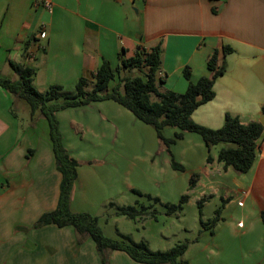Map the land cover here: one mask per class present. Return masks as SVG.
Segmentation results:
<instances>
[{
	"label": "crops",
	"instance_id": "1",
	"mask_svg": "<svg viewBox=\"0 0 264 264\" xmlns=\"http://www.w3.org/2000/svg\"><path fill=\"white\" fill-rule=\"evenodd\" d=\"M46 2L52 4L51 11ZM160 43V91L179 94L189 86L186 68L196 83L212 75L207 61L215 50L233 49L225 58L226 73L216 80L214 100L193 113L195 123L217 130L226 114L245 124L264 117V0H0V74L3 70L10 74L12 62L35 68L33 85L40 93L53 85L72 93L81 78L93 82L104 62L116 69L139 47L150 51ZM20 111L29 119L19 118ZM56 117L64 143L68 125L100 132L104 139L112 129L119 135L130 128L137 138L158 144L172 161L179 160L177 151L160 140L153 127L114 101L62 110ZM176 133L178 129L167 128L163 135L173 139ZM193 135L185 133L177 142L184 145V163L198 164L208 177L221 171L230 175L232 168L225 170L218 155L212 154L213 162H207L203 139ZM193 159L197 162L190 163ZM61 178L46 117L40 112L33 115L22 100L0 87V264H102L95 242L74 227L36 226L44 214L56 210ZM164 183L180 196L188 193L177 176ZM232 183L236 192L226 190L222 199L225 208L234 201L239 208L227 218L221 214L224 226L207 249L220 264H264V154L257 153L252 168L233 176ZM87 200L85 192L77 194L76 186L71 211L85 212ZM237 237L242 244L236 245ZM240 253L249 256L232 260ZM105 257L108 264H142L124 251H107Z\"/></svg>",
	"mask_w": 264,
	"mask_h": 264
},
{
	"label": "trees",
	"instance_id": "2",
	"mask_svg": "<svg viewBox=\"0 0 264 264\" xmlns=\"http://www.w3.org/2000/svg\"><path fill=\"white\" fill-rule=\"evenodd\" d=\"M27 43L24 50L27 52L30 46ZM230 46H223L215 50L208 58L207 67L212 73L210 77H203L196 83L191 81V71L184 70V77L189 81L185 93L179 94L172 91L161 92L163 84L161 77L163 46L158 44L150 51L138 48L135 56L121 60L116 68L108 62H104L93 77L92 88L88 78H81L73 94L63 92V87L51 86L46 92L40 93L33 85L36 75L35 68L11 63L13 71L18 79L13 81L0 74V87L25 101L34 115L42 113L50 124L51 140L53 143L57 169L61 174L60 198L55 211L44 214L36 226L56 225L59 228L72 226L82 237H90L96 244L102 257V264H108L105 257L107 251H124L132 260L142 264H190L182 260L188 251L187 243H179L166 251H152L146 241L136 243L130 236L121 235V239L114 240L104 236L99 218L88 213H74L70 209L71 197L78 177V162L63 145L60 133V124L56 117L59 111L71 108L84 107L94 102L111 100L130 111L140 122L151 126L156 131L158 138L168 146H173L182 139L185 133L199 135L208 150L207 162L212 163L210 152L213 147L221 146L217 156V162L222 163L225 170L232 168L239 174L247 173L253 166L257 156L260 142L264 138V126L260 122L242 123L238 117L226 114L222 128L214 130L201 126L192 119L193 113L202 105L214 100L216 93L214 86L216 80L226 73V56L231 54ZM120 69L129 71L140 69L143 76H126L119 78ZM116 81L115 84H113ZM113 84V85H112ZM264 112V108H263ZM167 128L178 129L173 139H166L163 132ZM235 145L237 148L229 147ZM172 167L176 171L184 168L174 160ZM198 182V176L190 179V190H193ZM138 196L141 192L134 190ZM154 203H160L158 199L148 198ZM189 196L183 195L178 204L165 205L167 215L181 213ZM207 197L198 201L202 210ZM114 207V203H110ZM153 206L118 207V214L131 220L144 219L147 216L156 215ZM202 213V212H201ZM221 211H216V216L208 222H200L203 228L213 229L221 221ZM264 224V211L261 214ZM213 234V233H212Z\"/></svg>",
	"mask_w": 264,
	"mask_h": 264
},
{
	"label": "rangeland",
	"instance_id": "3",
	"mask_svg": "<svg viewBox=\"0 0 264 264\" xmlns=\"http://www.w3.org/2000/svg\"><path fill=\"white\" fill-rule=\"evenodd\" d=\"M7 73L9 72L3 70L2 76L13 81L18 79L13 69L10 74ZM143 75L140 69H120L119 78ZM115 83L116 81L113 84ZM92 87L91 85L90 88ZM70 91L72 93H65L75 92L74 89ZM22 104L29 108L23 100ZM18 115L19 118L29 119V114L24 111H20ZM67 127V134L64 132L63 137L66 138L67 135L68 139L66 138L67 142H63V145L66 150L68 146V153L79 165L77 185L75 184L74 188L77 186L79 196L85 192L88 199L82 206L86 209L85 212L80 213L98 217L105 237L119 240L121 235H127L136 243L146 241L152 251H166L179 243H187L188 251L182 260L189 261L190 264H220L207 246L212 244L213 236L221 230L224 222L221 220L213 229H205L201 225L200 217L202 216L204 222L211 221L216 216V211L220 210L227 218L239 208L236 201L225 208L227 203L222 199L226 190L232 194L236 192L232 178L239 173L231 169L230 175L221 171L214 172L210 177L206 176L201 168H198V164L184 163V145L181 148L178 141L172 149L177 151L179 160L176 157L175 161L181 164L184 170L176 172L172 169V157L169 153L162 151L164 149H160L156 143L145 141L143 137L137 138L130 128H127L126 133L119 135L116 129H112L110 136L104 139L100 132L86 133V129L81 127ZM192 148L197 150L195 142ZM220 149L221 146L213 147L210 155H218ZM194 161L196 159L190 163ZM193 175L198 176V182L197 186L190 190L189 182ZM176 176L183 190L188 189V193L184 195H188L189 199L181 213L167 215L165 205L178 204L182 197L176 192V188L170 189L171 185L164 183L174 182ZM132 189L141 192L142 196L132 192ZM203 195H207V201L201 210L197 199H202ZM149 197L158 199L160 203H154ZM110 203L115 206L111 207ZM137 203L146 207L152 205L156 218L147 216L144 219L131 220L118 214V207L135 206ZM235 241L236 245L242 244L238 237ZM247 256L249 254H236L232 260L243 261Z\"/></svg>",
	"mask_w": 264,
	"mask_h": 264
},
{
	"label": "built area",
	"instance_id": "4",
	"mask_svg": "<svg viewBox=\"0 0 264 264\" xmlns=\"http://www.w3.org/2000/svg\"><path fill=\"white\" fill-rule=\"evenodd\" d=\"M45 6H46V8H47L49 11L52 10V4H51L50 2H46V3H45ZM44 34H45V33H42V36H44ZM257 153H258L259 155L264 154V140L261 142V144H260V146H259V149H258ZM239 226H243V224L240 223Z\"/></svg>",
	"mask_w": 264,
	"mask_h": 264
},
{
	"label": "water",
	"instance_id": "5",
	"mask_svg": "<svg viewBox=\"0 0 264 264\" xmlns=\"http://www.w3.org/2000/svg\"><path fill=\"white\" fill-rule=\"evenodd\" d=\"M264 126V117L259 121ZM229 147L237 148L235 145H229Z\"/></svg>",
	"mask_w": 264,
	"mask_h": 264
}]
</instances>
